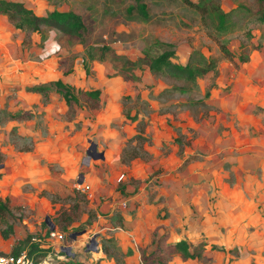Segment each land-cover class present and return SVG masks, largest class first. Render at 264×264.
I'll return each instance as SVG.
<instances>
[{
    "label": "rangeland",
    "instance_id": "rangeland-1",
    "mask_svg": "<svg viewBox=\"0 0 264 264\" xmlns=\"http://www.w3.org/2000/svg\"><path fill=\"white\" fill-rule=\"evenodd\" d=\"M21 1L75 10L88 32L17 28L0 12V198L13 224L4 238L0 221V250L30 236L47 248L38 264H142L160 226L205 244L165 264H264V2L144 0L143 17L134 0ZM166 42L195 77L150 68ZM58 77L99 99L66 104L48 84Z\"/></svg>",
    "mask_w": 264,
    "mask_h": 264
},
{
    "label": "trees",
    "instance_id": "trees-1",
    "mask_svg": "<svg viewBox=\"0 0 264 264\" xmlns=\"http://www.w3.org/2000/svg\"><path fill=\"white\" fill-rule=\"evenodd\" d=\"M259 1L264 2V0ZM129 10L136 11L137 14L143 17L149 16L147 4L144 0H134V5H132ZM0 12L9 15L14 20V24L17 28H30L31 30L39 31L43 27H50L55 28L65 34L75 36L79 39H84L88 32L87 23L85 22L82 14L72 9L53 10L48 14H39L21 0H0ZM256 21L264 22V11L260 12L256 16ZM165 45L167 48L163 49L157 55L149 58L150 68L153 70H162L176 78L191 79L195 77L196 71L190 63H179L173 61V56L175 53V50L173 49V43L166 42ZM100 49L102 52H104L108 49V47L101 46ZM87 56L88 57L83 58V67L85 72L89 73V61H91L93 58V51L91 50V47L87 50ZM48 84L63 97L65 103L68 105H80L82 97L98 100L101 93L99 87L84 89L64 81L60 77L48 82ZM40 89L44 91V93L46 92V90H44V85H41ZM65 197L70 199L73 197V194L70 193L62 197L55 193L52 199H64ZM63 205H66V203H62V210L64 208ZM74 205L75 207L72 209L78 208L77 203H74L73 206ZM67 209L69 210V207ZM68 210H63L61 213H69ZM5 212L8 214L11 212L8 197H5V200L0 198V221L6 224V228H2L1 232L2 236L7 238L13 231V224L8 221L5 216ZM75 216L78 215L70 214L68 219L72 220ZM168 239V232H165V230L160 226H156V228L153 229L150 237V240L154 243L153 248L149 251L146 248L142 249V264H165L169 262L172 256L176 253H179L183 259L188 261H195L203 255L201 250L203 249L202 247H205V244L201 246L200 251H195L191 247V243L186 238H180L173 242L168 241ZM29 241L30 236L19 239L18 242L12 246L11 252L17 253L25 248H28ZM33 252H35L37 256H45L47 253V248L40 247L37 243H32L30 241L28 253L32 254ZM0 253L4 252L0 250ZM34 264H38L37 258H34Z\"/></svg>",
    "mask_w": 264,
    "mask_h": 264
},
{
    "label": "built area",
    "instance_id": "built-area-1",
    "mask_svg": "<svg viewBox=\"0 0 264 264\" xmlns=\"http://www.w3.org/2000/svg\"><path fill=\"white\" fill-rule=\"evenodd\" d=\"M51 237L62 238L61 233H57L53 229L48 231ZM63 246H61L62 248ZM0 264H34V258L27 250L23 249L17 253L14 252H4L0 253Z\"/></svg>",
    "mask_w": 264,
    "mask_h": 264
},
{
    "label": "water",
    "instance_id": "water-1",
    "mask_svg": "<svg viewBox=\"0 0 264 264\" xmlns=\"http://www.w3.org/2000/svg\"><path fill=\"white\" fill-rule=\"evenodd\" d=\"M97 145L94 141H91L90 146L87 150L89 154H92L94 157H103V151H98L97 150ZM53 223H51V227H53ZM97 240H96V235H94L89 242L86 244V250H96L97 249ZM62 250L67 254V255H74V252L71 250V246H63Z\"/></svg>",
    "mask_w": 264,
    "mask_h": 264
}]
</instances>
